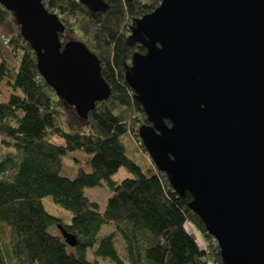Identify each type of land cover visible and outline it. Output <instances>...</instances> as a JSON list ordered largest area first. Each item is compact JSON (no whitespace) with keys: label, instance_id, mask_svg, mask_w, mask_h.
Masks as SVG:
<instances>
[{"label":"trees","instance_id":"obj_1","mask_svg":"<svg viewBox=\"0 0 264 264\" xmlns=\"http://www.w3.org/2000/svg\"><path fill=\"white\" fill-rule=\"evenodd\" d=\"M104 1L106 10L95 11L80 0H43L65 25L60 38L84 42L110 85L109 97L86 118L43 78L14 13L0 4V84L8 79L19 90L0 99V264H99L86 258L88 249L116 264H224L217 240L188 205L191 194L173 189L142 143L139 127L150 122L125 78L133 54L146 52L129 40L134 20L162 0ZM127 133L151 159L145 168L128 155ZM3 146L16 156H4ZM75 151L91 155V170L80 167L68 177L63 155ZM121 167L132 176L114 180ZM103 183L112 195L101 210L85 188ZM47 196L72 213L70 223L46 211ZM53 225L60 230L51 232ZM104 226L112 231L99 236ZM61 227L76 237L75 252Z\"/></svg>","mask_w":264,"mask_h":264},{"label":"water","instance_id":"obj_2","mask_svg":"<svg viewBox=\"0 0 264 264\" xmlns=\"http://www.w3.org/2000/svg\"><path fill=\"white\" fill-rule=\"evenodd\" d=\"M0 4L43 78L81 117L109 97L99 58L60 38L65 25L43 0ZM129 40L146 48L125 78L150 122L138 131L148 154L176 192L191 194L224 264H264V0H162L134 20Z\"/></svg>","mask_w":264,"mask_h":264},{"label":"rangeland","instance_id":"obj_3","mask_svg":"<svg viewBox=\"0 0 264 264\" xmlns=\"http://www.w3.org/2000/svg\"><path fill=\"white\" fill-rule=\"evenodd\" d=\"M19 90H17L13 82L4 79L2 83L0 84V99L2 101H8L13 93H18ZM132 140H130L129 134L124 135V142L127 148L128 155L134 159L137 163H139L143 168L146 167V161L151 162V159L148 157V155L142 150L140 147L137 138L132 133ZM52 141L58 144L64 143V139L59 136H53ZM2 154L5 156L7 154H16V150L14 147H6L3 146L1 148ZM16 156V155H15ZM144 158H143V157ZM88 157L90 158L91 155L87 154L83 151H75V152H67L63 155V174L68 177H74L77 174V171L80 167L83 169L90 171L91 166L88 162ZM146 160V161H145ZM132 174L125 168L121 167L114 175L113 179L117 181H121L127 177H131ZM85 195L92 201H95L98 203L101 210H104L106 207L107 201L109 197L112 195V192L107 185V183H103L102 185L94 186V187H86L85 188ZM43 205L46 209V211L56 217L61 218L65 223H70L72 219V213L68 211L67 209H64L60 206H58L52 199L51 196H47L43 198ZM59 226L53 225L50 227L51 232H58ZM195 231V229H193ZM112 231V228L110 226H104L102 230L99 233V236L107 235ZM197 233V236L199 238V241H201L200 234ZM202 242V241H201ZM204 242V241H203ZM118 243V240H117ZM120 243V241H119ZM204 244V243H203ZM69 251H76V248L74 246L68 245ZM86 258L90 261H98L99 264H116L113 261H109L108 259H104L101 256H96L92 253L91 249H88L86 252ZM211 264V263H209Z\"/></svg>","mask_w":264,"mask_h":264},{"label":"crops","instance_id":"obj_4","mask_svg":"<svg viewBox=\"0 0 264 264\" xmlns=\"http://www.w3.org/2000/svg\"><path fill=\"white\" fill-rule=\"evenodd\" d=\"M211 264H213V263H211Z\"/></svg>","mask_w":264,"mask_h":264}]
</instances>
